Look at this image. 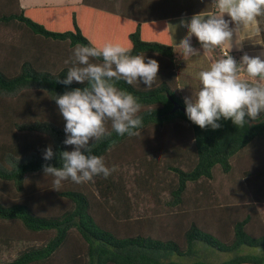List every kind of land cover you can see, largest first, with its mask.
I'll return each instance as SVG.
<instances>
[{
    "label": "trees",
    "instance_id": "trees-1",
    "mask_svg": "<svg viewBox=\"0 0 264 264\" xmlns=\"http://www.w3.org/2000/svg\"><path fill=\"white\" fill-rule=\"evenodd\" d=\"M121 1L0 0V264H264V112H171L166 23ZM244 4L264 47V0ZM254 153L245 192L219 195L216 173ZM243 245L259 250L203 256Z\"/></svg>",
    "mask_w": 264,
    "mask_h": 264
},
{
    "label": "crops",
    "instance_id": "crops-1",
    "mask_svg": "<svg viewBox=\"0 0 264 264\" xmlns=\"http://www.w3.org/2000/svg\"><path fill=\"white\" fill-rule=\"evenodd\" d=\"M51 1L56 3L42 6L76 4L82 0ZM19 2L25 8L41 6ZM217 3L218 9L214 12L211 11L212 0H122L119 8L138 20L165 21L175 49V71L184 104L210 110L217 104L228 103L221 95L231 86V90H236L237 97L258 101V109H262V113L264 47L253 9L245 6L244 0H217ZM210 29H214L218 37L209 36ZM215 40L230 54L223 55L219 47L214 51ZM227 42L233 45L230 51L226 49ZM249 69H255L257 74ZM189 90L192 93L200 91L201 95L209 92L211 97L207 101L203 98L192 100L194 96ZM237 107L243 110L239 104ZM246 113L252 117L260 114Z\"/></svg>",
    "mask_w": 264,
    "mask_h": 264
},
{
    "label": "rangeland",
    "instance_id": "rangeland-1",
    "mask_svg": "<svg viewBox=\"0 0 264 264\" xmlns=\"http://www.w3.org/2000/svg\"><path fill=\"white\" fill-rule=\"evenodd\" d=\"M21 2L24 4L41 5V6L44 4H49V3H56V2H53L51 0H30L29 2L27 0H21ZM210 30L211 31H210L209 36L213 34L216 37H218V34L216 33V31L214 29H210ZM4 34L6 35L5 38H11V37L15 36L13 34V32H11V31H5ZM232 46H233L232 44H229L228 42L226 43V49H228L229 51L233 49ZM228 60L231 61L232 59H228ZM202 82H203V84L206 83L204 81H202ZM230 87L231 86H228L227 91L223 92L221 95L222 99L225 100L226 102H228L227 104H233L236 106H238V104H239L240 106H242L243 110L246 112H251V113L257 112V114L260 113V110H262V109H258V103H259L258 101H253V100H255L254 98L247 99L244 96L237 97L236 90L235 89L231 90ZM189 92L192 93V90H189ZM192 94L194 96V97H191L192 100H198L200 98H203L205 101H207L211 97L209 92H204L203 95H201L200 91H195ZM261 101L263 102L264 99H262ZM185 106L190 108V109H193V110L204 111L202 109H198L197 107L193 108L192 106H188L186 104H185ZM253 145L249 144L246 147L244 153H250V151H251L250 147L251 146L253 147ZM258 158H259L258 153H254L250 156L249 155L247 156L245 154H244V156L243 155L237 156L232 161L233 167H232V170L228 174H223L222 172H217L216 173V179L214 181V185L218 191V194L223 196V197H229V199L231 200V198L233 199L235 192L244 193L245 192V186H244L242 179H241V175H240L241 170L243 168V165L254 164L256 161H258ZM243 160H248V161H243ZM198 246H203V245L201 243H199ZM208 249L210 251L203 252V256L205 259L210 260L212 262H220L223 260H227V259L231 258L232 256H234L235 254L256 253L259 250L258 248L248 247V246H244V245L235 251H229V252H220V251H217V250L210 248V247H208ZM3 256L4 257L5 256L12 257L13 251L10 250L6 254H4Z\"/></svg>",
    "mask_w": 264,
    "mask_h": 264
},
{
    "label": "water",
    "instance_id": "water-1",
    "mask_svg": "<svg viewBox=\"0 0 264 264\" xmlns=\"http://www.w3.org/2000/svg\"><path fill=\"white\" fill-rule=\"evenodd\" d=\"M249 70L251 72L257 74V71L255 69H249ZM168 97L172 101V104H173V107L171 109V112H174L175 110H180L187 117H208V116L214 115V113H215V112H210V111H199V110L190 109L188 107H185V106L179 104L170 95H168Z\"/></svg>",
    "mask_w": 264,
    "mask_h": 264
},
{
    "label": "built area",
    "instance_id": "built-area-1",
    "mask_svg": "<svg viewBox=\"0 0 264 264\" xmlns=\"http://www.w3.org/2000/svg\"><path fill=\"white\" fill-rule=\"evenodd\" d=\"M214 43L217 44V45H218V44L220 45V48H221L222 53H223L224 55H229V54L226 52V50L223 48V46H222L217 40H215Z\"/></svg>",
    "mask_w": 264,
    "mask_h": 264
}]
</instances>
